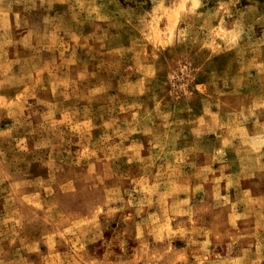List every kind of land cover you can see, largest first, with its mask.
<instances>
[{"label":"rangeland","instance_id":"1","mask_svg":"<svg viewBox=\"0 0 264 264\" xmlns=\"http://www.w3.org/2000/svg\"><path fill=\"white\" fill-rule=\"evenodd\" d=\"M0 264H264V0H0Z\"/></svg>","mask_w":264,"mask_h":264}]
</instances>
